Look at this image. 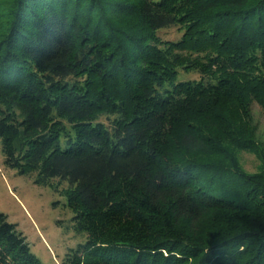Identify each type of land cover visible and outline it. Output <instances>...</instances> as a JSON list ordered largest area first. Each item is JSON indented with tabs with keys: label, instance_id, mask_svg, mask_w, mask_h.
<instances>
[{
	"label": "trees",
	"instance_id": "trees-1",
	"mask_svg": "<svg viewBox=\"0 0 264 264\" xmlns=\"http://www.w3.org/2000/svg\"><path fill=\"white\" fill-rule=\"evenodd\" d=\"M253 102L264 0H0L5 163L68 181L61 264H264ZM0 264H44L1 210Z\"/></svg>",
	"mask_w": 264,
	"mask_h": 264
},
{
	"label": "rangeland",
	"instance_id": "rangeland-1",
	"mask_svg": "<svg viewBox=\"0 0 264 264\" xmlns=\"http://www.w3.org/2000/svg\"><path fill=\"white\" fill-rule=\"evenodd\" d=\"M182 33L178 25L159 30L163 38L173 40L179 39ZM179 77L194 79L200 73L181 70ZM253 112L258 122V136L264 140V107L253 102ZM241 160L249 170H256L260 162L251 151H242ZM34 178V173H22L5 163L0 138V210L23 232L44 264H61L68 248L84 239L73 228L76 212L68 204V181L54 177L47 184H39Z\"/></svg>",
	"mask_w": 264,
	"mask_h": 264
}]
</instances>
